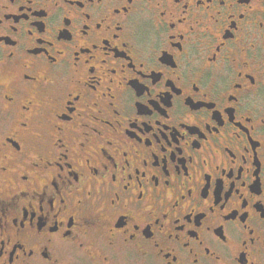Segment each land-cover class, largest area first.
Segmentation results:
<instances>
[{
    "label": "flooded vegetation",
    "instance_id": "af4514ba",
    "mask_svg": "<svg viewBox=\"0 0 264 264\" xmlns=\"http://www.w3.org/2000/svg\"><path fill=\"white\" fill-rule=\"evenodd\" d=\"M0 264H264V0H0Z\"/></svg>",
    "mask_w": 264,
    "mask_h": 264
},
{
    "label": "snow or ice",
    "instance_id": "6c2138e0",
    "mask_svg": "<svg viewBox=\"0 0 264 264\" xmlns=\"http://www.w3.org/2000/svg\"><path fill=\"white\" fill-rule=\"evenodd\" d=\"M131 2H133V0H129V3H131ZM249 2H250V0H249ZM124 8H125V10H130V9H128V5H127V4L124 5ZM115 11H116V12H119V11H120V7H119V6L116 7ZM93 70H95V69L93 68ZM76 98L78 99L79 96H77ZM25 126H27V124H25ZM85 126L88 127L87 124H86ZM84 135H85V136H88V135H90V133L85 132ZM60 143L63 144V140H61ZM17 147L19 148L20 145L17 144ZM81 147H87V142H86V141H82V142H81ZM105 165H107V161L105 162ZM36 166H38V167L40 166L38 161L36 162ZM4 170H5V171L7 170L6 166H5ZM27 178H28V177L25 176V179H27ZM76 178H77L78 180L80 179V177H76ZM69 183H70V181H69ZM57 211H59V210H57Z\"/></svg>",
    "mask_w": 264,
    "mask_h": 264
}]
</instances>
